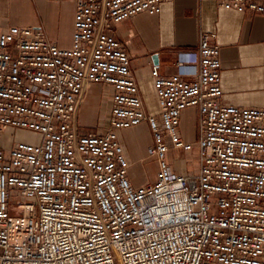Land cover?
Listing matches in <instances>:
<instances>
[{
	"label": "built area",
	"instance_id": "obj_1",
	"mask_svg": "<svg viewBox=\"0 0 264 264\" xmlns=\"http://www.w3.org/2000/svg\"><path fill=\"white\" fill-rule=\"evenodd\" d=\"M48 1L75 4L70 46L40 26L0 31V264H264V107L222 102L216 35L201 32L172 76L152 66L150 114L112 32L174 0ZM200 1L264 18V0ZM93 83L110 91L108 124L81 133ZM189 108L195 142L180 130ZM144 123L158 173L138 185L118 133ZM175 152L197 165L177 172Z\"/></svg>",
	"mask_w": 264,
	"mask_h": 264
},
{
	"label": "crops",
	"instance_id": "obj_2",
	"mask_svg": "<svg viewBox=\"0 0 264 264\" xmlns=\"http://www.w3.org/2000/svg\"><path fill=\"white\" fill-rule=\"evenodd\" d=\"M74 15L75 4L69 1L0 0V31L12 25L40 26L52 40L68 47L72 43ZM203 31L214 33L222 48V85L225 91L222 102L229 106L264 107V18L255 13L226 10L212 1L174 0L163 5L159 16L131 18L118 24L112 32L132 57V70L150 114H155L150 110V104L158 107L151 74L152 58L158 56L156 66L162 75L176 74L181 52L196 49ZM109 92L99 83L86 86L79 97L74 120L79 132H94L99 125L105 127L108 124L111 110ZM87 116H90V123L86 121ZM198 123L197 109L184 111L180 130L186 141H196ZM134 129L142 130L149 138L140 155H136L133 141L126 138ZM118 135L130 162L140 165L144 179H148L144 162L153 159L149 155L152 136L148 124L120 131ZM177 153L180 159L176 158ZM170 158L174 169L180 173L191 171L197 165L183 152H175ZM190 162L193 164L191 169L188 167ZM143 180L137 179L136 184H142Z\"/></svg>",
	"mask_w": 264,
	"mask_h": 264
},
{
	"label": "rangeland",
	"instance_id": "obj_3",
	"mask_svg": "<svg viewBox=\"0 0 264 264\" xmlns=\"http://www.w3.org/2000/svg\"><path fill=\"white\" fill-rule=\"evenodd\" d=\"M149 108L150 110H154L153 113H158L159 112V106L156 107V105H149ZM86 121L88 123H90V116H87L86 118ZM98 128H102V125ZM97 129V127H96ZM13 131L10 130L8 132V134L10 135ZM8 135V137H9ZM121 140L123 139L122 135H121ZM126 138L128 140H132L133 144H132V147L134 146L135 147V151H136V155H140L142 152H143V149H144V146H145V143L147 144L148 141H149V138L147 136L146 133H143L142 130H139V129H134V130H131L129 132L128 135H126ZM17 140H20V138H18ZM3 144L4 145H8L9 147L12 145L10 143H8L6 140L3 141ZM130 145H131V142H130ZM176 158L177 159H180L178 153L176 154ZM145 163V168H146V172H147V175H148V179H144V171L142 168H140V165H133V172L137 174L138 176V179L142 182V180L144 179L145 182H148L149 180H154L157 173H158V167L157 165L155 164V161H153V159H148L147 162H144ZM193 166V164L190 162L188 163V167L191 169ZM143 180V181H144ZM139 181V182H140Z\"/></svg>",
	"mask_w": 264,
	"mask_h": 264
},
{
	"label": "water",
	"instance_id": "obj_4",
	"mask_svg": "<svg viewBox=\"0 0 264 264\" xmlns=\"http://www.w3.org/2000/svg\"><path fill=\"white\" fill-rule=\"evenodd\" d=\"M152 60H153L154 65H157V64L159 63V59H158V56H157V55H155V56L152 58Z\"/></svg>",
	"mask_w": 264,
	"mask_h": 264
}]
</instances>
